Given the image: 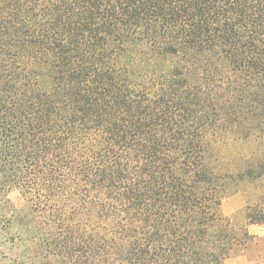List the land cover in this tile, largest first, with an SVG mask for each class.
Returning a JSON list of instances; mask_svg holds the SVG:
<instances>
[{
	"label": "trees",
	"instance_id": "16d2710c",
	"mask_svg": "<svg viewBox=\"0 0 264 264\" xmlns=\"http://www.w3.org/2000/svg\"><path fill=\"white\" fill-rule=\"evenodd\" d=\"M233 135L264 142V0H0V196L41 264H226L264 224L222 212L264 173L220 167Z\"/></svg>",
	"mask_w": 264,
	"mask_h": 264
},
{
	"label": "rangeland",
	"instance_id": "374dc122",
	"mask_svg": "<svg viewBox=\"0 0 264 264\" xmlns=\"http://www.w3.org/2000/svg\"><path fill=\"white\" fill-rule=\"evenodd\" d=\"M48 85L49 81L43 79L42 86L46 88ZM228 141L229 145L223 147L226 151V159L220 166L222 169L236 173L250 163L264 161V142L253 138L240 140L234 135ZM234 194H240L247 199V206L261 207L264 210V173L256 180L241 181L236 191L228 197ZM247 206L237 212V218L243 216ZM228 209L230 208L226 211ZM222 212H225L223 207ZM30 215L27 202L18 188L11 187L0 196V216L11 221L8 228H4L0 223V264H41L33 254L32 243L24 241L27 233L25 225L30 224ZM236 221V224L244 222V220ZM15 234L21 236V240L18 238L17 242L12 241L11 236ZM226 264H264V239L257 240L252 236L246 245L237 246L230 253Z\"/></svg>",
	"mask_w": 264,
	"mask_h": 264
},
{
	"label": "crops",
	"instance_id": "0c3cea01",
	"mask_svg": "<svg viewBox=\"0 0 264 264\" xmlns=\"http://www.w3.org/2000/svg\"><path fill=\"white\" fill-rule=\"evenodd\" d=\"M226 200V202H225ZM223 201L222 207L225 208V215L233 217L236 220L242 219V216L237 218V212L243 210L247 206V199L240 194H234ZM225 206V207H224ZM227 208H230L226 211ZM247 228L251 235H253L257 240L264 239V224H247Z\"/></svg>",
	"mask_w": 264,
	"mask_h": 264
}]
</instances>
